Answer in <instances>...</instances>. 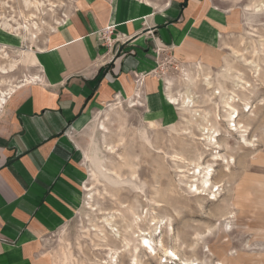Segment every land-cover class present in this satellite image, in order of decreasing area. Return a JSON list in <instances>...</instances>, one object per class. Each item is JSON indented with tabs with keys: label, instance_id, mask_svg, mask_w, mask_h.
<instances>
[{
	"label": "rangeland",
	"instance_id": "1",
	"mask_svg": "<svg viewBox=\"0 0 264 264\" xmlns=\"http://www.w3.org/2000/svg\"><path fill=\"white\" fill-rule=\"evenodd\" d=\"M237 4L248 11L208 60L179 61L157 49L165 112L154 115L139 96L115 98L76 135L88 191L45 238L46 264H264V0ZM73 7L0 0V98L36 73L33 52ZM226 102L240 133L229 130ZM208 125L220 134L216 143L199 140ZM196 165L211 167L215 187L190 188L200 185L188 175ZM145 237L153 253L140 247Z\"/></svg>",
	"mask_w": 264,
	"mask_h": 264
},
{
	"label": "crops",
	"instance_id": "2",
	"mask_svg": "<svg viewBox=\"0 0 264 264\" xmlns=\"http://www.w3.org/2000/svg\"><path fill=\"white\" fill-rule=\"evenodd\" d=\"M222 1L74 0L33 52L36 73L0 104V264H46L45 238L67 222L87 188L76 135L115 98L142 97L154 115L171 107L161 97L155 53L208 60L248 11L241 0ZM107 27L109 44L98 36Z\"/></svg>",
	"mask_w": 264,
	"mask_h": 264
},
{
	"label": "bare ground",
	"instance_id": "3",
	"mask_svg": "<svg viewBox=\"0 0 264 264\" xmlns=\"http://www.w3.org/2000/svg\"><path fill=\"white\" fill-rule=\"evenodd\" d=\"M2 24L4 25V26H8V24L6 23V22H2ZM25 26V25H24ZM6 28V27H5ZM10 28V27H9ZM24 29H26L27 30V28L26 27H23ZM12 29V28H11ZM22 51V50H21ZM24 52V51H23ZM3 73H5V70H2V69H0ZM239 82V81H238ZM16 87H12L11 89H9V92H11L13 89H15ZM7 94H5V96H6ZM168 95H170V94H168ZM217 95H218V93H217ZM184 96V95H183ZM190 95H186L185 97H180L181 98V105H182V107L184 108V109H188L189 108V105L190 104H193V102H192V98L191 97H189ZM5 97H3V98H0V102H2V100L4 99ZM169 98V100H170V102L172 103V104H175V105H178L179 104V100L178 99H176V98H173V97H168ZM230 101H232V99H230ZM233 102V101H232ZM225 105V112H226V114L228 115V113H229V115H228V119L230 120L229 122H232L233 124H231V125H229V127H231V128H229V130H230V132H236V133H240V131H238L239 129V127H240V125L238 126L236 123H235V120L237 119V117H238V112H237V110L236 109H234V108H232V106L229 104V103H225L224 104ZM227 111H228V113H227ZM210 116V115H209ZM227 119V120H228ZM219 120V119H218ZM227 122V121H226ZM208 124V123H207ZM209 127H203L202 128V138H199V140L200 141H207L208 143H211V142H215V137L216 136H219L220 134L218 133V131L217 130H215V129H213V127L211 126V125H208ZM104 128V127H103ZM228 128V127H227ZM228 130V131H229ZM241 133H242V131H241ZM241 138H242V140H243V142H246L247 143V141H245V139L242 137V135H241ZM216 143V142H215ZM215 143H213V144H215ZM217 145V144H216ZM221 158H220V155H218V156H216L215 157V160H217V161H219ZM232 160V159H231ZM232 162H233V160H232ZM232 162H231V164H232ZM229 162H227V164L225 165L226 166V168L228 169L229 168ZM193 168V167H192ZM211 167L210 166H208V167H206V168H202L201 166H195L193 169H191L192 170V172H189V176H191L192 178H193V181H200L199 183H200V185L199 186H196L195 184H194V186L193 185H190V188H203V191L204 192H206V190L208 191V189L209 188H213V187H215V186H212L211 185V183H210V181H211V178H212V174H213V170H211L210 169ZM189 187V186H188ZM86 190L88 191V189L86 188ZM214 198H216V197H214ZM159 223V222H158ZM157 226V225H156ZM155 228V227H154ZM158 228V227H157ZM156 229V228H155ZM140 247L141 248H145V249H147V250H149L150 252H152L153 253V249L151 248V246H150V243H149V240H147L146 239V237L145 238H142L141 239V242H140ZM171 255H174L172 252H171ZM184 264V263H183Z\"/></svg>",
	"mask_w": 264,
	"mask_h": 264
},
{
	"label": "built area",
	"instance_id": "4",
	"mask_svg": "<svg viewBox=\"0 0 264 264\" xmlns=\"http://www.w3.org/2000/svg\"><path fill=\"white\" fill-rule=\"evenodd\" d=\"M111 33V27H107L105 28L103 31L98 33V36L100 37V39L103 41V43H110V38H109V34Z\"/></svg>",
	"mask_w": 264,
	"mask_h": 264
}]
</instances>
